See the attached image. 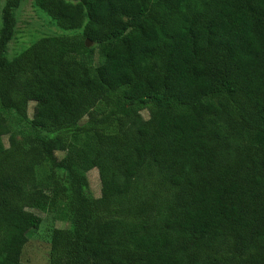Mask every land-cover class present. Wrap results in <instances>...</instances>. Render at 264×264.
I'll return each mask as SVG.
<instances>
[{"label":"trees","instance_id":"16d2710c","mask_svg":"<svg viewBox=\"0 0 264 264\" xmlns=\"http://www.w3.org/2000/svg\"><path fill=\"white\" fill-rule=\"evenodd\" d=\"M21 1L2 8L0 138L15 115L34 139L0 145V264H28L53 207L70 226L49 264H264V0H36L74 32L10 61Z\"/></svg>","mask_w":264,"mask_h":264},{"label":"rangeland","instance_id":"374dc122","mask_svg":"<svg viewBox=\"0 0 264 264\" xmlns=\"http://www.w3.org/2000/svg\"><path fill=\"white\" fill-rule=\"evenodd\" d=\"M36 0H22L19 6L14 10V16L16 20L15 31L13 38L8 43L6 48V57L8 60H13L19 53L25 50L28 46L39 40L44 36L53 35H71L74 31H65L58 28L55 22L42 10L36 7ZM5 0H0V33L4 26V19L2 14V8ZM101 59V52L99 50L95 53V62L99 63ZM34 103H30L28 106V117H32ZM104 110L102 103L97 104V113ZM67 107L60 105L59 113L65 114ZM144 119L148 117L146 111L142 112ZM87 119H83L81 123H84ZM9 133L0 138V145L8 146L10 140L22 142L33 141L34 131L31 130L27 122L21 121L19 117L12 116L8 121ZM42 136H46V133H42ZM66 156L65 152L59 147L55 146L54 150L50 152L47 157V170H55L59 177L65 176V171L59 169L58 162ZM89 181V189L86 194L91 200L96 202H103L104 191L108 190V187L100 184L97 170H91L87 173ZM56 208L50 209L45 213L38 214L42 217V222L37 229L29 228L25 230L26 243L22 250L20 260L23 263L28 264H49V251L52 231L55 228L68 229L70 223L65 219H57ZM97 217H102L103 214L97 213Z\"/></svg>","mask_w":264,"mask_h":264},{"label":"water","instance_id":"95a60500","mask_svg":"<svg viewBox=\"0 0 264 264\" xmlns=\"http://www.w3.org/2000/svg\"><path fill=\"white\" fill-rule=\"evenodd\" d=\"M92 45V43L91 42H89V41H86V47H90Z\"/></svg>","mask_w":264,"mask_h":264}]
</instances>
